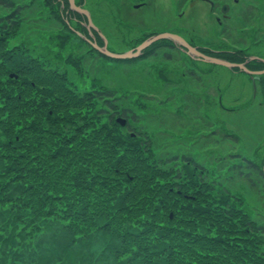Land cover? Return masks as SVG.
Masks as SVG:
<instances>
[{
  "label": "trees",
  "instance_id": "obj_1",
  "mask_svg": "<svg viewBox=\"0 0 264 264\" xmlns=\"http://www.w3.org/2000/svg\"><path fill=\"white\" fill-rule=\"evenodd\" d=\"M46 4L59 7L54 18L88 50L63 58L71 39L64 29L50 32L57 64L12 44L29 4L0 0V264H264V224L244 211V201L208 181L192 156L156 154L136 112L148 108L139 97H161L137 94L138 104L127 105L132 94L76 86L63 69L64 61L82 74L93 54L148 60L172 42L112 59L69 26L82 15L68 0ZM224 47L199 50L237 63L249 57ZM246 66L261 70L264 62ZM235 158L240 175L264 177L263 164Z\"/></svg>",
  "mask_w": 264,
  "mask_h": 264
},
{
  "label": "rangeland",
  "instance_id": "obj_2",
  "mask_svg": "<svg viewBox=\"0 0 264 264\" xmlns=\"http://www.w3.org/2000/svg\"><path fill=\"white\" fill-rule=\"evenodd\" d=\"M14 1L29 5L25 9L26 20L12 44L23 42L45 60L57 64L60 54H55V34L50 32L64 29L71 39L69 52L61 53L63 58L80 54L77 50L87 52L88 47L54 18L58 6H48L46 0ZM79 1L89 10L111 52L122 53L137 46L145 32L172 30L196 46L213 51L225 49L224 46L243 49L248 62L256 60L251 57L264 59V0H214V7L203 0L191 4L188 0H76ZM224 4L229 7L222 17ZM210 10L222 18L221 26ZM68 22L74 30L82 31L76 20ZM93 59L84 63L82 74L64 61L63 69L76 86L132 94L127 105L138 104L137 94L168 100L161 104L158 99L152 101L151 96L139 97L148 107L137 110L139 125L152 135L156 154L192 156L205 168L208 181L240 197L244 211L264 224V177L255 172L245 177L232 167L238 163V155L264 165V74L253 81L249 74L236 68L194 60L177 47L162 48L155 58L131 63L94 54ZM172 84L175 87L169 89Z\"/></svg>",
  "mask_w": 264,
  "mask_h": 264
},
{
  "label": "water",
  "instance_id": "obj_3",
  "mask_svg": "<svg viewBox=\"0 0 264 264\" xmlns=\"http://www.w3.org/2000/svg\"><path fill=\"white\" fill-rule=\"evenodd\" d=\"M68 2H69V8L72 11L77 12L78 14L86 17V19H87L86 27L89 30L90 36L91 37L93 36L94 41H91L85 35H82L80 32L77 31L79 36H81L83 39H85L87 42H89L100 53L108 56L109 58H112V59L138 58L142 55L143 51L147 47H149L151 44H153L154 42H157L159 40L166 39V40L171 41L174 45L178 46L184 53H186L189 57H191L194 60H201V61H204V62L210 63V64L222 65V66H225V67L230 68V69L238 68L240 71H243V72L251 75L253 81L256 79H259L261 74H264V69L263 70H257V71L248 69V67L246 66L247 60L245 62L237 63V62L228 61V60L220 58V57L205 54V53L201 52L197 46H193V45L189 44L186 41V39L184 37H182L181 35L174 33V32H169V31H163V32H159L157 34L151 35L148 38H146L145 40H143L138 46H136L135 48H132L128 51H125L122 53L111 52L107 46V43H108L107 39L99 31L98 27L93 24L90 12L86 8H83L80 5H77L75 3V0H68ZM136 7H138V6H136ZM228 7H229L228 4H224L222 6V12L226 13L228 11ZM92 29L97 31L98 34L100 35V37L102 38V40H103L102 46H99L95 42V37L92 33ZM254 58H257V57H251V59H254ZM118 122H120L122 125H124L126 121L124 119L120 118V119H118ZM263 171H264V165H263Z\"/></svg>",
  "mask_w": 264,
  "mask_h": 264
},
{
  "label": "flooded vegetation",
  "instance_id": "obj_4",
  "mask_svg": "<svg viewBox=\"0 0 264 264\" xmlns=\"http://www.w3.org/2000/svg\"><path fill=\"white\" fill-rule=\"evenodd\" d=\"M203 1H205L206 3H208L211 7H214V6H215V1H214V0H203ZM193 2H195V0H193V1H190V0H189V1H188V3H193ZM184 12H185V11H183L182 13L179 12V13H178V16L182 15ZM221 15H222V17H225L226 14L221 13ZM81 19H82V20H80V19H79V20L76 19L77 21H79V23H80L81 26H82L83 32H81V33H82L83 35L87 36L91 41H94L93 36H92V37L90 36V34H89V30H88V28L86 27L87 19H85V17H83V16H81ZM216 20H217L219 23L222 22V20H220V17H218V16L216 17ZM74 31H77V30H74ZM79 32H80V31H79ZM92 33H93V35H94V37H95V42H97L96 34H98V32L92 29ZM98 35H99V34H98ZM99 36H100V35H99ZM187 41H188L191 45L196 46L192 40L187 39ZM174 46H175V45H174ZM175 47H177L179 50H181L178 46H175ZM199 47H201V46H198V49H199ZM181 51H182V50H181ZM261 70H262V69H261ZM255 71H257V70H255Z\"/></svg>",
  "mask_w": 264,
  "mask_h": 264
}]
</instances>
